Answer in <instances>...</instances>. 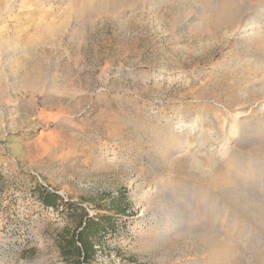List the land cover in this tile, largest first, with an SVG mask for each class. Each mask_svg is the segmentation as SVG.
<instances>
[{
	"label": "rangeland",
	"instance_id": "rangeland-1",
	"mask_svg": "<svg viewBox=\"0 0 264 264\" xmlns=\"http://www.w3.org/2000/svg\"><path fill=\"white\" fill-rule=\"evenodd\" d=\"M262 143L264 0H0V264H264Z\"/></svg>",
	"mask_w": 264,
	"mask_h": 264
},
{
	"label": "trees",
	"instance_id": "trees-1",
	"mask_svg": "<svg viewBox=\"0 0 264 264\" xmlns=\"http://www.w3.org/2000/svg\"><path fill=\"white\" fill-rule=\"evenodd\" d=\"M1 180V176H0ZM38 200L43 207L57 211V201L60 197L41 188L38 192ZM68 207L70 204L67 205ZM112 219L105 215L98 217L85 216L80 227L69 237H62L59 241V252L66 264H88L94 254L95 243H100L112 230Z\"/></svg>",
	"mask_w": 264,
	"mask_h": 264
},
{
	"label": "bare ground",
	"instance_id": "bare-ground-1",
	"mask_svg": "<svg viewBox=\"0 0 264 264\" xmlns=\"http://www.w3.org/2000/svg\"><path fill=\"white\" fill-rule=\"evenodd\" d=\"M245 17V16H244ZM249 19V18H248ZM246 23V22H245ZM245 27H246V25H245ZM259 27V26H258ZM256 29V28H255ZM260 99V98H259ZM259 105H261V103L260 104H258L257 106H259ZM261 108V107H260ZM247 132V131H246ZM229 135V134H228ZM231 135V134H230ZM176 137V136H175ZM174 141V140H173ZM226 141V140H225ZM177 142V141H176ZM260 142V141H259ZM175 143V142H174ZM178 144V143H177ZM179 145V144H178ZM260 148H261V151L260 152H262V153H264V144L262 143L261 145H260ZM259 155H263V154H259ZM262 158V157H261ZM263 159V158H262ZM257 170H258V168H257ZM232 181H234V180H232V179H230V177L228 176V175H225L224 176V185H228V183H231ZM215 186L217 187V183H215ZM235 191V190H234ZM239 191V194H240V198L242 199V200H252L251 202V204H249V202H248V204H247V207H249V208H251V211L254 213V214H256L257 215V220H258V222H259V224L260 225H262L263 227H264V198L263 197H261V196H256L255 194H253V193H251V192H246V189H244V188H241L240 187V190H238ZM236 192V191H235ZM223 205V204H222ZM174 207V206H173ZM180 207V206H179ZM177 208L176 206L174 207L175 209H177L178 211H182L180 208ZM251 219V218H250ZM243 222V221H242ZM246 222H247V220H246ZM246 222H244V223H246ZM243 225V224H242ZM246 225V224H245ZM152 226V225H151ZM187 226H189L188 224H187ZM247 226H250V225H246V227ZM176 226H175V224H171V229H173V231L177 234L179 231H181L182 232V230L177 226L176 228H175ZM243 227V226H242ZM245 227V226H244ZM243 227V228H244ZM245 227V228H246ZM162 228V227H161ZM186 228V224H184V228L183 229H185ZM243 228H241V229H243ZM251 228V227H250ZM169 229V228H168ZM180 229V230H179ZM248 229V227L246 228V230ZM244 230V229H243ZM245 230V231H246ZM170 231V230H169ZM178 231V232H177ZM244 231V232H245ZM166 232V231H165ZM180 232V233H181ZM164 234V233H163ZM255 234V233H254ZM166 235H168V234H166ZM163 237V236H162ZM172 236H167V240L169 239V238H171ZM164 239H165V237H164ZM163 239V240H164ZM220 246L219 247H217L216 249H215V252L217 251V254H219V252L220 251H218L219 249H223V247H224V260H225V256H227L228 254L229 255H231L230 253H233V254H235V252L230 248V247H228V243H226L225 241H221L220 243ZM223 244H224V246H223ZM236 252H237V250H236ZM218 258H219V256H216V259H217V262H216V264H225V263H221V259L220 260H218ZM215 259V260H216ZM225 262V261H224ZM230 264H233V262H232V260H230L229 259V261H228ZM228 263V264H229Z\"/></svg>",
	"mask_w": 264,
	"mask_h": 264
}]
</instances>
